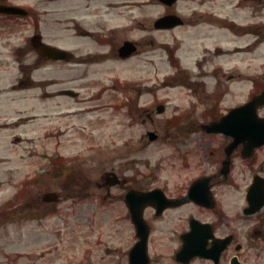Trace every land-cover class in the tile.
<instances>
[{"label": "flooded vegetation", "instance_id": "1", "mask_svg": "<svg viewBox=\"0 0 264 264\" xmlns=\"http://www.w3.org/2000/svg\"><path fill=\"white\" fill-rule=\"evenodd\" d=\"M61 1L38 0L36 6L32 0H25L23 4L25 14L21 17V25L25 26L27 33L20 48L25 52V57L17 59L20 73L16 87H39V102L45 111L42 109L39 114L17 116L15 119L11 117L6 122L7 127L15 128L25 125L38 115L44 126L41 134L45 138H54L55 151H58L57 144L63 140L69 143L76 140L67 135H71L72 129L76 128L74 114L78 110V102L83 100V81L79 82V79L92 73L90 66H120L135 56L140 66L142 52L140 40L126 37V31L131 27L118 23V16L122 14L120 7L128 5L139 8L142 6L139 0H112L108 3L105 0ZM157 1L163 6V11L155 19L167 17V20L155 23L154 19L152 26L155 31L174 30L182 26L192 28L193 35L188 43L196 44L201 50L199 52L198 49L197 54H194L190 66H207L211 62L215 66L212 72L216 73L222 70L223 65L234 66L232 59L228 58L230 55L244 49H248V53L254 52L255 46L262 41L258 37L264 35V0H188L185 1L186 9L183 13L178 10L180 0ZM74 10L83 11L79 12V16L63 17L65 12ZM0 18L8 22L9 26H12L14 18L19 19L13 15H0ZM112 20L114 22L110 23ZM61 21L69 22L64 26L72 29L68 36L58 32ZM249 37L252 38L249 41L251 44L238 45L235 42ZM127 40L132 42L133 50L122 48ZM179 44L176 48L171 46L174 50L169 52L168 59L170 66H178L181 72V66L186 65ZM48 45L65 50L64 55L60 53L56 57L50 56ZM30 54L36 58L26 61L25 58ZM0 62L1 66H7L2 58ZM49 62L57 66L53 75L47 73V76L35 79L34 72L43 67L37 65ZM78 66L86 67L79 72ZM188 75L192 76L189 70L184 71V77ZM109 80L96 85L94 90L91 88L93 84L89 87L87 84V88L92 89L90 98L101 97L106 91H123L124 94L128 91L140 97L138 86H141V78L137 84L128 88L124 80H119L117 76ZM190 81L192 84L197 83L194 79ZM250 81L253 86L259 84L255 79L250 78ZM262 89L264 85L253 87L248 99ZM215 94V99L219 100L221 88ZM129 100L127 102L122 98L120 101L124 106L128 103L130 113L133 103ZM218 100L216 111L211 112L213 119L222 115ZM157 105L142 108L138 103L137 116L143 124H146L147 119L152 123L158 114L165 112L164 103H160L163 105L160 107ZM256 113L264 117V103L257 105ZM170 119H167V125L173 124ZM45 120L48 127L45 126ZM4 124L0 122V129ZM248 130L259 131L260 128ZM149 131L154 132L152 140L159 138V133L152 128L146 129L143 135L149 139ZM218 134L222 136L216 147L218 158L209 163L212 168L187 182L182 181L171 187L155 185L142 188L135 185L137 177L124 178V181L119 175L106 174L114 170L105 171L96 185L105 188V198L115 199L121 206L123 211L119 216L125 221V229L115 240H106L105 243L103 240L94 241L89 244L87 254L79 259L66 260V264H264V136H240L227 150L233 138L220 132ZM143 137L140 135V139ZM84 138H88L87 133ZM21 139L20 134L13 135V140ZM59 155L56 153L54 159L45 158V162L40 165V174H29L20 181L18 190L4 206H0V236L4 238V241L0 239V263L35 264L38 261V264H53L56 259L61 261L60 254H51L58 251L55 241L24 238L26 231H22L30 224L33 230H38L37 227L44 226L46 221L59 218L58 204L63 198L60 191L47 189L40 196L36 194L26 197L27 189L32 190L34 183L44 177L59 181L63 176L69 183L76 182L77 178L66 174L70 162L64 163L65 173H62ZM237 165L244 166L247 172L243 194L239 193V182L233 176ZM113 187H120V190L114 192L111 190ZM153 188L160 190L148 192ZM217 188H222L224 195L221 196ZM132 189H137V192H129ZM46 193L52 194L45 196ZM241 196L243 202L235 206L234 203L237 204ZM64 197H77V193H66ZM133 208L135 213L141 214L138 224L132 218ZM47 254L49 256L46 260Z\"/></svg>", "mask_w": 264, "mask_h": 264}, {"label": "rangeland", "instance_id": "2", "mask_svg": "<svg viewBox=\"0 0 264 264\" xmlns=\"http://www.w3.org/2000/svg\"><path fill=\"white\" fill-rule=\"evenodd\" d=\"M11 1L22 4L24 0ZM110 1L112 0H105L107 3ZM139 1L142 4L139 8L128 5L120 7L124 15L118 16V23L131 27L126 31V37L141 41L140 66L137 63L138 57L135 56L125 60L120 66H90L92 73L89 72L86 77L79 79V82L83 81V100L78 102V110L74 114L76 128L72 129L71 135H67L77 141L69 143L68 140H63L61 144H57V153L67 157L69 160L66 159V162L70 161L71 164L66 174L77 178L76 182L69 183L63 176L59 181L44 177L34 183L32 190L28 188L26 191V197H31L47 189H55L60 191L63 197L58 204L59 218L46 221L44 226L37 227L38 230H33L31 224L22 230L26 231L24 238H44L47 242H56L58 251L51 254H60L61 261L56 259L53 264H66V260L79 259L87 254L89 244L97 240H103L104 243L106 240H115L125 229V221L119 216L123 211L121 206L117 200L105 198V188L96 185L105 171L114 170L124 181V178L137 177L138 182L135 185L138 184V187L142 188L155 185L171 187L209 171L212 168L209 163L218 158L216 147L222 135L204 132L200 126L212 120L210 110L218 100L215 99L216 91L221 88L222 95L218 100V107L222 111L224 107L246 100L253 87L264 85V35L258 37V40L262 41L255 46L254 52L236 56L231 60L234 66L223 65L222 71L216 74L212 72L208 78L209 76H202L200 72L204 68L214 69L215 66H212L211 62L207 66L189 65V62L194 60V54H197L198 49L199 52L201 50L196 44L188 43L193 35L192 28L182 26L174 30L155 31L152 21L163 11V6L158 4L157 0ZM185 1L188 0H180L178 3V10L181 12L186 9ZM32 4L38 6V0H32ZM83 10L65 12L63 17L79 16V12ZM13 20L12 26H9L8 22H3L0 18V60L2 58L7 62V66H1L0 62V121L5 123L0 129V206L18 190L20 181L26 179L29 174L38 172L40 164L45 162L44 153L56 152L54 138H45L41 134L44 126L38 115L19 127L6 125L11 117L15 119L17 116H27L31 113L39 114L43 109L39 102V87H16L20 73L17 59L25 57V52L20 47L25 40L27 29L21 25V18ZM113 22L114 20L110 23ZM68 23H60L58 32L62 33V36H68L72 31L70 28H64ZM250 40L252 41L251 37L235 42L238 45L251 44ZM178 42L186 66H181V72L178 70L175 73L178 67L170 66L168 58L169 52L174 50L171 46L176 48ZM29 57L25 60L32 61L36 58L32 54ZM55 65L54 62L38 64L37 66L43 67L34 72V78L40 79L47 76V73H52V76L53 71L57 69ZM85 67L78 66L79 72ZM187 70L192 71L190 74L193 76L183 77L184 71ZM179 73H183V76L178 75ZM246 73L248 79L246 83H241ZM114 76L124 80L126 88L137 84V80L141 78V86H138L140 97H136L134 93L129 94L128 91L126 94L123 91H106L101 97L90 98V91L94 90L96 85L109 82ZM250 78L255 79V82L259 83L258 86H253ZM192 79L197 83L192 84ZM87 84L88 87L93 84L92 89L87 88ZM122 98L127 102L129 98L133 103L129 109L133 116L128 112V103L120 108L110 107ZM138 103L142 108L164 103L165 112L158 114L152 123L147 119L146 124H143L137 116ZM173 115L176 118L172 119ZM168 118L172 119L173 124H166ZM45 123L48 127L47 120ZM148 128L159 133L157 140L149 141L147 136L143 135ZM85 133L88 138H84ZM14 134H20L23 140H13ZM140 135L144 137L140 139ZM233 176L239 182V193L243 194L247 176L244 166L237 165ZM111 190L115 192L120 190V187H113ZM217 190L221 196L224 195L222 188ZM74 191L77 197H64L66 193ZM242 202L241 196L234 205H240ZM28 230H31L29 234ZM0 239L4 241L1 236ZM48 256L49 254L46 260ZM35 264H38V261Z\"/></svg>", "mask_w": 264, "mask_h": 264}, {"label": "water", "instance_id": "3", "mask_svg": "<svg viewBox=\"0 0 264 264\" xmlns=\"http://www.w3.org/2000/svg\"><path fill=\"white\" fill-rule=\"evenodd\" d=\"M0 11L5 12H17L22 13V8L18 6L0 5ZM167 18H159L157 22H163ZM123 48L132 49L130 42L126 41ZM53 52V50H51ZM264 102V91L256 96L252 101L239 107L233 108L225 115L220 122H211L209 124H203L205 129L223 130L226 133H230L235 137L256 135L259 132L248 130V128H257L262 126L264 128V119H258L254 113L256 104ZM229 120L228 123L226 121ZM262 134V133H261ZM264 135V131H263ZM150 196L149 194H144ZM138 216L140 213H135L133 208V220L136 224L139 223ZM136 217V218H134Z\"/></svg>", "mask_w": 264, "mask_h": 264}, {"label": "bare ground", "instance_id": "4", "mask_svg": "<svg viewBox=\"0 0 264 264\" xmlns=\"http://www.w3.org/2000/svg\"><path fill=\"white\" fill-rule=\"evenodd\" d=\"M249 53H248V49H244V50H240V51H238V52H236V53H233L232 55H230L228 58L229 59H235L236 58V56H239V55H248ZM194 74V73H193ZM200 74H202V76L204 75V76H209L208 78H210V75H212V71H210V70H208V69H202L201 70V72H200ZM247 79H248V76H247V73L245 74V77H244V80H242L241 81V83H246V81H247Z\"/></svg>", "mask_w": 264, "mask_h": 264}]
</instances>
